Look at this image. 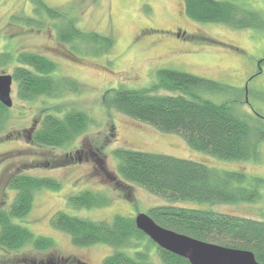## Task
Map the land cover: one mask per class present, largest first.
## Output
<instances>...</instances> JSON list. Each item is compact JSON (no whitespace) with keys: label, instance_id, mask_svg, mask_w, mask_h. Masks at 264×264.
<instances>
[{"label":"rangeland","instance_id":"374dc122","mask_svg":"<svg viewBox=\"0 0 264 264\" xmlns=\"http://www.w3.org/2000/svg\"><path fill=\"white\" fill-rule=\"evenodd\" d=\"M223 1L254 9L264 19V0ZM45 2L63 11L66 18H74L80 30L108 35L114 43L110 51L96 55L87 52L81 43L71 50V45L58 40L56 21L34 13L32 0H0V56L8 53L15 57L19 52L40 54L57 64L53 77L72 79L78 87L77 92L68 90L56 97L41 95L26 101L18 98L17 82L12 81V106L7 108L0 129V210L8 209L14 200L16 190L10 186L14 177L52 178L60 183V188L37 190L27 215L13 219L34 235L51 238L54 245L46 250H36L28 244L15 251L0 247V264H76L77 260L83 264H103L112 251L109 246L73 245L69 235L52 227L51 216L64 211L84 219L111 221L115 215L134 218L137 213H147L149 208L167 203L141 186L118 183L120 176L113 154L116 148L159 153L219 170L243 172L250 178L247 187L253 178L264 180V141L258 145L257 161L221 160L190 148L176 134L160 132L103 105L106 93L120 88L149 87L156 82L158 69H173L236 88L239 91L234 97L231 94L234 92L202 95L216 103L237 99L241 113L254 120L256 113L263 119L264 27L236 29L222 23L195 21L186 15L183 0ZM29 18L41 20L42 26L28 25ZM14 66V62H2L0 58V74L12 75ZM70 109L86 113L91 120L82 134L64 148L33 143L29 135L32 136L44 115L62 116ZM262 119L255 125L264 123ZM95 152L102 159L98 168L94 165ZM84 191L102 195L107 203L88 209L73 207L68 198ZM258 193L260 197L253 202L174 204L264 221V181L258 186ZM138 243L143 249L145 241ZM148 258L159 261L154 247Z\"/></svg>","mask_w":264,"mask_h":264},{"label":"trees","instance_id":"16d2710c","mask_svg":"<svg viewBox=\"0 0 264 264\" xmlns=\"http://www.w3.org/2000/svg\"><path fill=\"white\" fill-rule=\"evenodd\" d=\"M32 1L36 15H45L58 22L54 26L57 38L71 45V50L76 49V43L85 45L86 51L94 55L107 53L112 48L114 41L110 36L84 32L76 26L74 18H66L63 11L50 7L45 0ZM183 4L186 15L195 21L222 23L236 29L264 27V19L258 11L229 1L183 0ZM26 23L37 28L42 26L41 20L35 18L27 19ZM207 40L213 41L211 38ZM0 58L2 62L15 63L12 77L17 82L16 93L21 100L78 91L74 80L56 79L51 75L57 64L45 56L19 52L15 57L2 53ZM159 90L166 93L159 94ZM236 91L239 90L191 73L158 69L156 82L151 86L113 90L104 95L103 105L160 132L176 134L190 148L215 158L257 161L260 156L258 145L264 141V123L255 124L262 118L255 112L256 120L241 113L237 109V99L216 103L202 95L203 92H234L231 93L234 97L238 95ZM7 110L0 102V129ZM90 123L89 116L76 109H70L62 116L46 114L32 133L31 140L43 147L64 148ZM113 154L120 176L118 183L136 184L167 201L148 209L147 214L156 223L203 241L250 250L264 264V221L174 204L180 201L253 202L260 197L258 186L264 181L262 178H253L251 186L247 187L250 178L243 172L219 170L188 159L133 149L116 148ZM94 155V165L98 168L102 159L96 152ZM111 176L114 179V175ZM10 182L16 194L8 209L0 210V247L8 251L19 250L26 244L36 250L51 248L54 245L51 238L34 235L13 219L27 215L37 190L43 187L58 190L60 183L52 178L28 175L14 177ZM68 200L77 209L107 203L105 197L90 191ZM50 224L69 235L75 246L98 243L109 246L112 251L103 259V264H189L184 258L154 244L135 227L133 217L115 215L111 221H94L57 211L51 216ZM138 241H145L143 249ZM152 247L157 251L158 262L148 258ZM76 264L83 262L77 260Z\"/></svg>","mask_w":264,"mask_h":264},{"label":"water","instance_id":"95a60500","mask_svg":"<svg viewBox=\"0 0 264 264\" xmlns=\"http://www.w3.org/2000/svg\"><path fill=\"white\" fill-rule=\"evenodd\" d=\"M11 74H0V102L7 108L12 106ZM246 98L247 101V88ZM135 227L159 248L184 258L189 264H263L253 252L203 241L176 232L156 223L147 213H137Z\"/></svg>","mask_w":264,"mask_h":264},{"label":"flooded vegetation","instance_id":"af4514ba","mask_svg":"<svg viewBox=\"0 0 264 264\" xmlns=\"http://www.w3.org/2000/svg\"><path fill=\"white\" fill-rule=\"evenodd\" d=\"M176 33H177V32H176ZM177 34L180 35L179 33H177ZM13 81H14V80H13ZM245 98H246V97H245ZM263 120H264V118H263ZM29 133H30V132H29ZM29 138H31L30 135H29Z\"/></svg>","mask_w":264,"mask_h":264}]
</instances>
